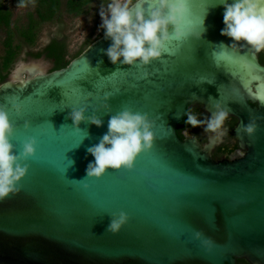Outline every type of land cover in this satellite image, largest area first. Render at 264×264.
I'll return each instance as SVG.
<instances>
[{
  "label": "water",
  "instance_id": "95a60500",
  "mask_svg": "<svg viewBox=\"0 0 264 264\" xmlns=\"http://www.w3.org/2000/svg\"><path fill=\"white\" fill-rule=\"evenodd\" d=\"M218 3L189 0L190 36L166 62L153 61L146 79L143 70L110 62L105 50L112 42L104 33L63 68L48 70L43 58L13 67L0 83V103L14 95L23 104L22 117L9 111L16 127L10 140L17 153L27 136L38 144L22 191L0 202V264H237L242 258L264 264V65L259 53L239 47L244 41L230 48ZM105 93L112 94V113L101 108V127L81 122L85 131H77L68 118L72 108L87 104L91 115ZM209 97L232 109L242 158L216 162L215 139L203 147L194 137L179 138L187 106L200 104L211 115ZM125 106L156 118L153 148L132 171L107 169L101 179L77 183L94 162L87 149ZM251 117L258 130L241 139L240 122ZM25 120L32 124L27 130ZM119 211L128 223L107 232L108 213ZM193 229L217 247L206 252Z\"/></svg>",
  "mask_w": 264,
  "mask_h": 264
},
{
  "label": "clouds",
  "instance_id": "9594fccd",
  "mask_svg": "<svg viewBox=\"0 0 264 264\" xmlns=\"http://www.w3.org/2000/svg\"><path fill=\"white\" fill-rule=\"evenodd\" d=\"M217 5L224 8L225 26L221 35L232 39L230 48L235 49L238 42L244 41L239 47H247L257 53L264 51V0H232L231 3L229 0H219L215 6ZM189 11V0H110L106 6L101 3L99 15L102 23L99 27L104 31V38L112 42L105 54L112 64L136 67L143 70V78H148L151 73L147 69L153 61L166 62L165 55L179 51L183 42L190 36L191 29L185 27V17ZM219 46L228 49L223 43ZM111 98V93H105L100 107L93 109L91 115H85L89 108L87 104L72 108L68 118L73 121L74 128L77 131H85L79 127L81 122L101 127L103 120L97 112L102 108L105 110L104 114L112 113L108 103ZM3 100L5 103H0V202L22 191L23 185L20 181L29 171L28 160L35 157L38 144L35 136H27L21 142L22 150L15 152L10 138L15 135L16 127L10 120L9 111H14L17 117H22L23 104L19 97L14 95L5 96ZM209 101L211 115L199 119L198 114L188 110L185 111L187 119L184 123L194 128L202 127L205 133L222 138L228 133L225 122L232 109L212 97H209ZM176 116L180 117V114L176 113ZM155 125L156 118L149 113L136 112L127 106L111 115L108 131L100 138L98 144L87 149L94 157V162H89L86 177L75 181L80 183L85 179H101L107 169L132 171L136 158L142 152L151 151L153 148L156 140L153 130ZM31 126V121H24L26 130ZM258 127L257 118L251 117L247 123L240 122L237 135L241 139L245 134L254 137ZM88 135L87 132L85 138ZM184 135H189L187 128ZM238 155L242 156L243 152ZM83 188L88 189L89 185L83 183ZM108 214L110 223L106 231L119 233L128 223V214L124 211ZM192 238L199 241L200 246L208 253L217 247L215 240L202 230L193 229Z\"/></svg>",
  "mask_w": 264,
  "mask_h": 264
},
{
  "label": "trees",
  "instance_id": "16d2710c",
  "mask_svg": "<svg viewBox=\"0 0 264 264\" xmlns=\"http://www.w3.org/2000/svg\"><path fill=\"white\" fill-rule=\"evenodd\" d=\"M19 3H27L33 1L36 5L35 12L37 19L32 18L30 13V23L26 28L19 29V33L23 38V41H19L18 44L12 46V34L10 28V11L6 9L0 0V28L5 27L7 31V38L5 40L6 53L3 57L2 71H0V83L4 82L11 72L15 58L18 51L22 47L30 49L27 55L33 58H39L45 55L47 59L53 60V66L51 70L60 69L65 67L74 57L79 55L90 43L95 39L103 35L104 31L100 29L96 32L97 23L95 29L83 40V42L75 49H69L68 36L59 34L51 37L49 42L38 50L31 49L37 40V27L41 22L51 21L59 16L63 10L70 15H81L85 12V6L93 2L94 0H16ZM104 5L110 2V0H99ZM261 63H263L260 60ZM179 138L182 139V134L177 129Z\"/></svg>",
  "mask_w": 264,
  "mask_h": 264
},
{
  "label": "rangeland",
  "instance_id": "374dc122",
  "mask_svg": "<svg viewBox=\"0 0 264 264\" xmlns=\"http://www.w3.org/2000/svg\"><path fill=\"white\" fill-rule=\"evenodd\" d=\"M63 2L65 0H62ZM2 3L6 9L11 13L10 15V30L12 34V46L23 41L22 36L19 33V29L26 28L30 23V13L33 19H37V14L35 12V3L29 1L27 3H19L16 0H2ZM101 2L99 0H94L87 6H85V12L81 15H70L64 10L51 21L41 22L37 27V40L34 46L31 48L33 50H38L47 44L51 37L63 34L68 36L69 39V49L75 50L83 40L95 29L97 23V30L102 23L101 17L99 15V6ZM106 6V5H105ZM86 34V35H85ZM7 38V31L5 27L0 28V71H2L3 57L5 56L6 46L5 40ZM30 49L22 47L19 49L18 54L15 58L13 67L19 61H26L29 59H35L29 55L27 52ZM45 63L48 65V70L52 68V61L43 58ZM11 68V70L13 69Z\"/></svg>",
  "mask_w": 264,
  "mask_h": 264
},
{
  "label": "flooded vegetation",
  "instance_id": "af4514ba",
  "mask_svg": "<svg viewBox=\"0 0 264 264\" xmlns=\"http://www.w3.org/2000/svg\"><path fill=\"white\" fill-rule=\"evenodd\" d=\"M46 45V44H45ZM44 45V46H45ZM43 46V47H44ZM42 47V48H43ZM39 58H46L45 55H42ZM259 61L261 60L264 65V51L259 52L258 54ZM37 59V58H36ZM47 59V58H46ZM52 61V66H53V60L49 59ZM191 110L194 113L199 115V119H203L204 116H209V114L205 111L204 107L200 104L193 103L189 104L187 106V111ZM187 119L185 116L183 118V121L178 125L177 129L180 130L182 134V139L187 138V137H194L196 138L199 143L204 147L205 145L210 143L211 139H215V144L213 148L210 150V158L213 161H235L240 158H242L245 154V150L240 147L239 143L237 140H235L232 136V129L236 126L237 124V119L233 116H229L228 120L225 122V127L228 129V133L226 136L222 138H216L214 134L211 133H205L202 127H191L190 125H186L184 121ZM187 128L189 135L186 136L184 135V130ZM177 131V130H176ZM239 152H243V155H238ZM237 264H250L246 259H236Z\"/></svg>",
  "mask_w": 264,
  "mask_h": 264
}]
</instances>
